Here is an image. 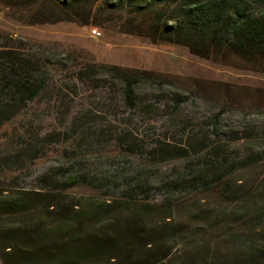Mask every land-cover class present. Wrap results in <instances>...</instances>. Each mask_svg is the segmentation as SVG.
I'll return each mask as SVG.
<instances>
[{"label":"trees","instance_id":"1","mask_svg":"<svg viewBox=\"0 0 264 264\" xmlns=\"http://www.w3.org/2000/svg\"><path fill=\"white\" fill-rule=\"evenodd\" d=\"M100 1L0 0L8 7L43 5L50 8L53 21L85 25L92 21V7ZM114 1L113 11L131 7L140 20L150 17L153 42L184 45L207 60L232 56L264 68V0ZM63 64L37 57L21 41L0 36L3 264H172L173 250L197 246L191 242L201 234L180 229L176 217L180 202L217 187L224 199L243 207L231 214L230 221L241 222V228L252 232L231 233L225 224L224 235L235 242L237 251L219 264H264V220L256 232L251 230L255 223L251 210L259 190H248L237 177L264 163L263 129L245 136L226 133L221 110L207 117V131L201 136L184 128L155 138L154 130L144 140L131 132L135 116L146 121L170 108L167 122L174 120L188 102L177 85L159 80L150 71L93 64L75 67L62 87L56 77L63 79ZM145 83L160 92L155 95L152 90L149 102L138 93ZM108 92L113 95L109 99ZM103 106L113 112L112 121L98 110ZM110 140L126 145L122 155L128 157L140 153L150 163L184 160L186 165L160 179L153 168L142 167L118 171L113 179H98L84 170L80 160L51 167L37 177L31 173L68 142L79 149ZM243 140L251 144L237 147ZM67 156L73 162L74 157ZM79 186L92 187L103 197L73 194ZM151 192L160 193L162 199L143 197ZM113 193L120 196L110 199ZM217 218L206 223L208 229L218 227L227 215ZM206 252L205 246L199 251L200 261Z\"/></svg>","mask_w":264,"mask_h":264},{"label":"rangeland","instance_id":"2","mask_svg":"<svg viewBox=\"0 0 264 264\" xmlns=\"http://www.w3.org/2000/svg\"><path fill=\"white\" fill-rule=\"evenodd\" d=\"M114 3V0H102L95 4L92 7V21L85 25L82 21H53L49 16L50 8H43V5L27 9L19 4L8 7L0 2V36L7 35L21 41L37 57L63 62L66 68L63 79L56 77L62 87L67 85L66 81L72 77L75 67L93 64L150 71L159 80L171 81L177 85L181 94L188 98L182 113L171 122H167L170 108L162 116L150 117L146 121L140 115L135 116L131 132L140 135L141 139L148 140L154 130L155 138H159L167 130L184 128L189 133L193 131L194 135L201 136L202 132L207 131L204 126L207 117L221 110L225 111L222 130L226 133L239 132L245 136L254 130H264V68L232 56L207 60L195 56L184 45L153 42L148 31L150 17L145 19L143 16L140 20L135 8L131 7L124 8L121 12L113 11L110 6ZM95 29L99 35L92 36ZM151 87L145 83L139 89L138 93L146 102L153 98L152 90L155 95L160 93L158 87ZM95 95L92 94V97ZM112 96L108 92L107 99ZM109 103L112 101L109 100ZM170 104L173 106V103ZM98 110L110 121L114 119L113 112L108 107L103 106ZM248 144L251 143L243 140L236 146L242 145L245 148ZM126 148V145L115 140L79 149L73 142H68L61 146L58 153L36 164L31 173L37 177L51 167L80 160L84 164V170L98 179H111L118 171L140 170L141 167L153 168L160 179L172 171H181L186 165L184 160L150 163L140 153L128 157L122 155ZM67 155L74 157L73 162ZM237 177L248 190H259L255 196L254 211L251 210V217L255 222L251 230L256 232L257 227H262L260 224L264 220V163L241 172ZM71 192L90 198L103 197L101 192L89 186H79ZM110 195V199L120 196L116 193ZM143 197L162 199L158 192H151ZM180 203L176 209V217L182 232L190 235L196 230L201 234L192 242L189 240L197 246L180 245L173 250L172 264H219L236 252L235 242L230 236L224 235L225 224L228 225V232L252 233L244 226L241 228V222L230 221L231 214L243 207L224 199L221 187ZM220 214L227 215V218L218 227L208 229L206 223L210 219L218 221ZM204 246L207 252L200 261L199 251ZM0 264H3L1 259Z\"/></svg>","mask_w":264,"mask_h":264},{"label":"built area","instance_id":"3","mask_svg":"<svg viewBox=\"0 0 264 264\" xmlns=\"http://www.w3.org/2000/svg\"><path fill=\"white\" fill-rule=\"evenodd\" d=\"M97 35H99L98 30L97 29L93 30L92 31V36H97Z\"/></svg>","mask_w":264,"mask_h":264}]
</instances>
